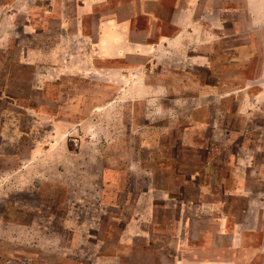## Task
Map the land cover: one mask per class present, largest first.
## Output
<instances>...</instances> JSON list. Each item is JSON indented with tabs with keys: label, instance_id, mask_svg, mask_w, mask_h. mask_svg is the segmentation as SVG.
Returning a JSON list of instances; mask_svg holds the SVG:
<instances>
[{
	"label": "rangeland",
	"instance_id": "obj_1",
	"mask_svg": "<svg viewBox=\"0 0 264 264\" xmlns=\"http://www.w3.org/2000/svg\"><path fill=\"white\" fill-rule=\"evenodd\" d=\"M134 2L0 0V264H174L185 217L264 230V49L235 7L146 41Z\"/></svg>",
	"mask_w": 264,
	"mask_h": 264
},
{
	"label": "crops",
	"instance_id": "obj_2",
	"mask_svg": "<svg viewBox=\"0 0 264 264\" xmlns=\"http://www.w3.org/2000/svg\"><path fill=\"white\" fill-rule=\"evenodd\" d=\"M131 6L132 9L134 7L136 21L133 17L123 19L119 28L124 32L135 26L145 34L146 41L166 40V22L169 25L166 30L171 29L178 37L197 29L201 21L208 25L209 19L213 21L210 29H221L223 13L235 7V41H240L237 43L238 51L246 49L249 55H256L260 48L264 49V0H135ZM168 8L171 10L170 18L164 20L163 10ZM198 11L201 16L199 22L195 21ZM139 17L147 20L145 26L138 24ZM215 219L222 221L221 230L203 232L197 237L187 230L191 217L183 219L180 231L172 234L174 239L179 240L176 253L171 254L175 257L174 264H264V230L231 231L227 229L228 223L224 218ZM128 233L132 237L148 235L137 227L135 232L131 230ZM227 236L235 238V243L225 245L219 242L220 238ZM210 238H217V241L209 242ZM194 239L200 241L195 242ZM226 252L228 257L224 256Z\"/></svg>",
	"mask_w": 264,
	"mask_h": 264
}]
</instances>
